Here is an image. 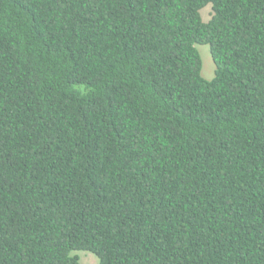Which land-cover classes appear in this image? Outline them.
Returning a JSON list of instances; mask_svg holds the SVG:
<instances>
[{"label": "trees", "instance_id": "trees-1", "mask_svg": "<svg viewBox=\"0 0 264 264\" xmlns=\"http://www.w3.org/2000/svg\"><path fill=\"white\" fill-rule=\"evenodd\" d=\"M78 250L264 264V0H0V264Z\"/></svg>", "mask_w": 264, "mask_h": 264}, {"label": "rangeland", "instance_id": "rangeland-1", "mask_svg": "<svg viewBox=\"0 0 264 264\" xmlns=\"http://www.w3.org/2000/svg\"><path fill=\"white\" fill-rule=\"evenodd\" d=\"M210 12L211 9L208 4V6L201 10L203 20L206 21L210 18ZM196 47L202 58L201 74L204 78L211 79L214 76V64L210 56L209 47L207 44L196 45ZM76 254L79 257L80 264H96L98 262V257L90 251L78 250L76 251Z\"/></svg>", "mask_w": 264, "mask_h": 264}]
</instances>
